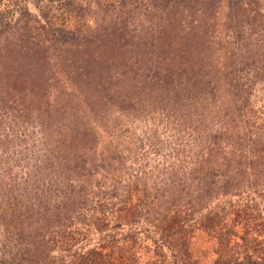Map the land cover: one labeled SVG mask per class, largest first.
Here are the masks:
<instances>
[{"label":"trees","instance_id":"16d2710c","mask_svg":"<svg viewBox=\"0 0 264 264\" xmlns=\"http://www.w3.org/2000/svg\"><path fill=\"white\" fill-rule=\"evenodd\" d=\"M149 1L150 7L141 5L147 23L139 27V32L148 39L139 40L137 35L120 38L121 33L112 36V41L118 39L121 43L117 42L118 49L103 51L93 58L102 61V65L64 72L70 75L69 80L73 78L69 85L70 95H74L66 94L53 107L48 103L50 94L44 79L47 70L29 59L44 56L42 46L45 42L54 46L56 37L53 38L49 26L37 38H31L29 27L25 31L0 23V38L12 41H7L4 47L18 50L24 47L25 57L30 53L27 66L7 75L12 81L9 93L16 96L17 102L11 117L19 123L21 118L39 116L43 124H39L40 128L47 129L50 123L54 126L52 136L57 137L54 148L63 154L60 160L67 163L70 155L73 159L83 158L79 164L73 160L78 177H65L75 183L65 182L59 187H44L43 182L32 184L31 202L10 187L4 188L0 201L4 199L8 212L4 209L0 212V229L4 232V243H10L15 253L4 256L1 251L0 264H113L108 259L110 254L103 252V244L115 245L120 238L133 242L139 233L134 226L140 223L145 224L141 233L153 247L151 261L144 264H166L163 246L172 253L174 249L184 250L183 240L192 232L195 221L194 208L219 192L221 196H245L243 207L237 208L233 215L237 224L246 226L254 220L259 205L256 198L264 197L256 188L262 183L264 189V135L262 139L257 134L264 124L261 129L254 126L252 120L258 117L249 98L257 82L264 85V0ZM133 12H126L129 19ZM125 29L123 26L118 30ZM138 46L147 50H134ZM49 77L53 75L50 73ZM0 102L3 110L5 106ZM108 106L119 116L126 113L136 118L142 115V119L162 116L182 133L186 143L196 142L194 148L199 146L196 155L184 164V170L191 164L189 173L183 170L174 185L153 189L152 193L146 184L141 188L135 186L137 194H133L134 188L127 190L126 176H133L125 171L130 166H126L123 151L116 150L115 145L111 147V140L106 143L99 140L92 131L94 127L101 133L113 131L114 126H108L105 111ZM79 109L86 111V118L79 120L76 113ZM257 111L258 115L264 113V109ZM200 116L209 122L216 121L214 128L206 132ZM18 125L25 124L21 121ZM251 135L253 139L249 138ZM98 142L101 147L96 152ZM149 147H153L152 142ZM150 151L157 153L158 149ZM97 176L98 180L90 184L85 206L82 191L87 183L83 180ZM107 181L111 182V188ZM132 182L135 183V177ZM119 185H122L120 193ZM251 189L252 195H247ZM113 208L116 219L112 223L106 216L111 215ZM83 223L97 234L102 233L98 247L85 250L81 245L85 231H79L81 228L76 225ZM219 223L213 224V220L206 218L204 227L213 231ZM258 225L264 227L261 221ZM122 226H128L127 232L117 238L115 229ZM213 233L218 244L212 264H264V234L260 231L257 237L245 234L234 242L230 240L233 232L226 227L223 234L219 235L218 230ZM56 244L59 249L65 248L64 252H71L70 259L60 257L54 262L48 258L46 247Z\"/></svg>","mask_w":264,"mask_h":264},{"label":"rangeland","instance_id":"374dc122","mask_svg":"<svg viewBox=\"0 0 264 264\" xmlns=\"http://www.w3.org/2000/svg\"><path fill=\"white\" fill-rule=\"evenodd\" d=\"M141 5H149L150 7L151 2L149 0H0V23L5 22L11 28L16 26L17 28L22 27L24 30L29 27L31 29L29 31L31 38L42 34V30L49 26L53 38L56 37L53 40L54 46L51 45V42H45L42 46V54L44 56L40 55L36 58L33 57L34 59L32 57L29 59L33 63H40L39 67L47 70V77L44 79L47 92L50 94L48 103L53 107L55 101L59 98L62 99L66 94L69 97L74 95H70L71 87L69 85L73 78L69 80L70 75L66 76L64 72L77 68L102 65V61L93 60V58L103 51L118 49L120 44L117 42L120 40L114 39L112 41V36H120L121 33L120 38L124 37L126 39L137 35L139 40L148 39L147 36L143 37L141 32H139V27L145 26L147 23ZM130 10L134 11L131 19H129L130 15L126 14ZM126 18H128L127 22L125 21ZM123 26L126 28L125 30H118L123 28ZM7 41L12 42L10 38L5 40L0 38V101L5 106L3 110L0 109V112H2L0 115V185H6L0 188V199L4 196V188L10 187L11 190H14L20 196H26V200L31 202L33 201L32 192L30 191L33 187L32 184L40 185V182H43L44 187H59L65 182L75 183L72 180L68 181L71 178H77L79 175L78 170H73V160L75 159L76 163L79 164L83 158L74 157L73 159L71 158L72 155H70L67 163L64 160H60V156H63V154L61 155L54 148L57 139L56 136H52L54 126L50 123L47 129L40 128L39 124L42 126L43 124L39 122V116L32 115L29 120L25 117L24 120L21 118L19 123L13 119L14 117H11L13 105L17 107V102H14L16 96H12L9 93L8 89H11L12 81L7 78V75L17 68L27 66L29 62H26V60L27 57L30 58V53L25 57V54H23L24 47L21 50L20 48L18 50L17 48L8 49V47H4ZM144 48L147 50L146 47L141 46L134 48V50L138 51ZM50 73L53 78L49 77ZM2 85L6 86V89ZM72 87L75 86L72 85ZM3 89L6 91L3 92ZM23 98L24 101L27 100L24 96ZM249 103H251L253 111H255V116L258 117L252 120L255 122L254 126L261 129L264 124V113L258 115L257 110L264 109V85H262V82H257L252 89ZM23 105H21V108L22 106L25 107V104ZM4 110L6 111L4 112L6 117L3 114ZM105 111L110 122L108 126H114L113 131L115 130V132L109 130V133H101L96 127L92 131L96 133L99 140L104 143L111 140V147L115 145L116 150L123 151L122 154L126 160V166H130V171L129 169H125V171L133 176V178L126 176V180H129L126 181L127 190L132 191L133 188H141L142 184H146V187L152 189L150 190L152 193L153 189L174 185L184 170V164L186 165L189 158H193L199 149V146L194 148L196 142L186 143V139L181 137L182 133H178L176 128H173V125L170 122L168 123L162 116L155 115L154 117L152 116L153 118L147 116L143 119L142 115L138 119L128 113L119 116V113L110 106L106 107ZM76 113L79 120L87 116L86 111L82 112L80 109L76 110ZM200 117L206 132L214 128L213 125L216 121L209 122L202 116ZM31 120L34 121L30 122ZM66 120L67 118L60 121V123ZM21 121L26 126H19L18 124ZM190 123L194 124L193 119H191ZM118 129L120 130L118 131ZM252 129L254 128L252 127ZM257 134L263 139L264 128L259 130ZM113 135H116L117 138ZM249 138L253 139V135L249 136ZM260 138L257 137L256 139L260 140ZM101 142L96 145V152L100 150ZM150 142H152L153 147H149ZM154 147L158 149L157 153L150 151ZM53 150L58 153H54ZM67 155L68 153L65 156ZM181 160L183 162H180ZM85 161L88 162L89 160ZM60 165H67V167H60ZM190 167L191 164L185 167L184 172L186 174L189 173ZM83 171L84 169L81 170V173ZM66 176L69 179H65ZM82 177L84 176L82 175ZM134 177L135 183L132 182ZM96 180H98V176L83 180L87 183L84 184V191H82V195L86 198L85 206L88 196H90L88 193L90 184ZM110 183L107 181L106 185L111 188ZM261 184L259 188H256L264 196V189ZM118 188L117 192L120 193L122 185H119ZM136 190L132 191L133 194L134 192L138 193ZM252 191L253 189L247 191V195H252ZM108 192L109 194L111 193L110 191ZM46 193L50 194L52 192ZM214 193L215 191L212 194ZM244 197L221 196L219 192L217 196L210 195L209 198L204 199L193 210L195 213L193 220L195 219V221L192 224V232L183 240L185 243L184 250L177 251V249H174L172 253L169 248L167 249L163 246L162 252L164 257H166V264L175 262V264H212L218 244L213 232L218 230L219 235L223 234L225 227L231 230L232 234H236V236H232L230 233L231 242L240 241V236L245 234L252 237H257L258 231L264 234V230H262L264 227L258 225L259 221L264 223V197L256 198L259 203L255 209L257 213H255L254 220L248 225L237 224L236 220H234V212L237 208L243 207ZM3 200L0 201V212L2 209L8 212V209L4 207ZM236 204L239 206L236 207ZM51 205L52 202L48 205L49 209ZM115 208L112 209L111 215L106 216L107 220L112 223L116 219L114 217L116 214ZM206 218L213 220V224L216 221H220V223L218 226L215 225L216 227H214L213 231H209V229L204 227ZM144 225L140 223L134 226L137 227L135 231H139V233L136 234L133 242L123 241L120 238L128 227L122 226L115 229V236L120 238L115 241V245L111 243L103 244L105 247L103 252L110 254L107 256L113 264H144L147 261H151V250L153 247L151 242L141 233V228ZM76 226L81 228L79 231H85L84 240L81 244L85 250L90 247H98L97 240L102 236V233L100 235L97 234L91 226L89 228V224L83 223ZM134 227L129 230L130 234ZM5 241L4 232L0 229V254L2 251L4 256L14 255L15 251L11 244H5ZM47 247L48 258H51L54 262L60 257H63L65 261L70 259L71 252H64L63 249L65 248L59 249L57 244ZM183 251L186 252L185 255L182 254ZM173 259L176 261L173 262Z\"/></svg>","mask_w":264,"mask_h":264}]
</instances>
